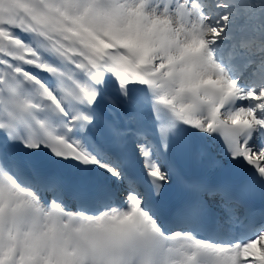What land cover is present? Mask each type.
<instances>
[{
	"label": "snow or ice",
	"instance_id": "obj_1",
	"mask_svg": "<svg viewBox=\"0 0 264 264\" xmlns=\"http://www.w3.org/2000/svg\"><path fill=\"white\" fill-rule=\"evenodd\" d=\"M0 264H264V0H0Z\"/></svg>",
	"mask_w": 264,
	"mask_h": 264
},
{
	"label": "bare ground",
	"instance_id": "obj_2",
	"mask_svg": "<svg viewBox=\"0 0 264 264\" xmlns=\"http://www.w3.org/2000/svg\"><path fill=\"white\" fill-rule=\"evenodd\" d=\"M44 162L43 161H41V164H43Z\"/></svg>",
	"mask_w": 264,
	"mask_h": 264
},
{
	"label": "rangeland",
	"instance_id": "obj_3",
	"mask_svg": "<svg viewBox=\"0 0 264 264\" xmlns=\"http://www.w3.org/2000/svg\"><path fill=\"white\" fill-rule=\"evenodd\" d=\"M38 163H41V161H38Z\"/></svg>",
	"mask_w": 264,
	"mask_h": 264
}]
</instances>
